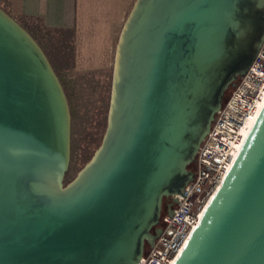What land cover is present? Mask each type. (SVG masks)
I'll return each instance as SVG.
<instances>
[{"label":"water","instance_id":"water-1","mask_svg":"<svg viewBox=\"0 0 264 264\" xmlns=\"http://www.w3.org/2000/svg\"><path fill=\"white\" fill-rule=\"evenodd\" d=\"M263 42L264 0H136L102 143L65 184V90L0 7V264H138ZM175 264H264V108Z\"/></svg>","mask_w":264,"mask_h":264},{"label":"built area","instance_id":"built-area-1","mask_svg":"<svg viewBox=\"0 0 264 264\" xmlns=\"http://www.w3.org/2000/svg\"><path fill=\"white\" fill-rule=\"evenodd\" d=\"M264 92V42L248 72L225 98L193 163V181L175 195L172 215L161 220L162 233L138 264H175L200 224L208 202L222 187L239 151L241 131L257 115ZM258 119V118H257Z\"/></svg>","mask_w":264,"mask_h":264},{"label":"crops","instance_id":"crops-1","mask_svg":"<svg viewBox=\"0 0 264 264\" xmlns=\"http://www.w3.org/2000/svg\"><path fill=\"white\" fill-rule=\"evenodd\" d=\"M135 3L136 0H8L6 12L32 36L29 25L63 37L69 35L73 56L70 73L77 79L113 72L117 45ZM66 96L72 122L67 93Z\"/></svg>","mask_w":264,"mask_h":264},{"label":"rangeland","instance_id":"rangeland-1","mask_svg":"<svg viewBox=\"0 0 264 264\" xmlns=\"http://www.w3.org/2000/svg\"><path fill=\"white\" fill-rule=\"evenodd\" d=\"M7 2L0 0V7L5 11ZM28 27L46 53L70 100L73 126L70 166L65 176V184H68L92 159L102 143L107 127L113 72L107 76L74 78L70 73L73 59L71 37H63L37 26Z\"/></svg>","mask_w":264,"mask_h":264},{"label":"bare ground","instance_id":"bare-ground-1","mask_svg":"<svg viewBox=\"0 0 264 264\" xmlns=\"http://www.w3.org/2000/svg\"><path fill=\"white\" fill-rule=\"evenodd\" d=\"M264 108V92L262 94V101H260V104L258 105V109H257V115L256 117L251 118L248 122L247 125L244 129H242L241 131V142L238 145V151L241 152L250 132L252 131V128L257 120V118L259 117V115L261 114L262 110ZM211 201V200H210ZM210 201L208 202L207 206L209 205ZM207 208V207H206ZM205 212V211H204ZM204 214V213H203ZM203 216V215H202Z\"/></svg>","mask_w":264,"mask_h":264},{"label":"flooded vegetation","instance_id":"flooded-vegetation-1","mask_svg":"<svg viewBox=\"0 0 264 264\" xmlns=\"http://www.w3.org/2000/svg\"><path fill=\"white\" fill-rule=\"evenodd\" d=\"M193 166V165H192ZM193 167H192V172H193ZM176 204V200L174 198H170V197H165L163 199V205H162V216H161V220L162 218L167 215L171 210L173 211L174 207ZM164 214V215H163ZM159 228H161V224L159 226ZM153 234L156 235V229L153 231Z\"/></svg>","mask_w":264,"mask_h":264},{"label":"trees","instance_id":"trees-1","mask_svg":"<svg viewBox=\"0 0 264 264\" xmlns=\"http://www.w3.org/2000/svg\"><path fill=\"white\" fill-rule=\"evenodd\" d=\"M229 92H230V91H229ZM192 167H193V166L191 165V166H190V169H192ZM163 215H164V214H163Z\"/></svg>","mask_w":264,"mask_h":264}]
</instances>
